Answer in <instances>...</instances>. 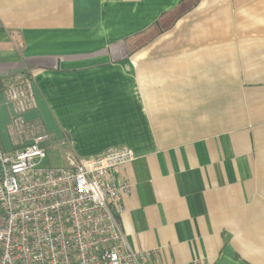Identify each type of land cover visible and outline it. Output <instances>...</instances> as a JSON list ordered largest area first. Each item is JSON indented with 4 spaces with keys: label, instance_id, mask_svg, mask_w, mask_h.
<instances>
[{
    "label": "crops",
    "instance_id": "crops-1",
    "mask_svg": "<svg viewBox=\"0 0 264 264\" xmlns=\"http://www.w3.org/2000/svg\"><path fill=\"white\" fill-rule=\"evenodd\" d=\"M179 3L0 0V142L16 139L4 90L30 79L45 166L64 167L51 147L134 151L117 214L133 249L264 264V0Z\"/></svg>",
    "mask_w": 264,
    "mask_h": 264
},
{
    "label": "built area",
    "instance_id": "built-area-1",
    "mask_svg": "<svg viewBox=\"0 0 264 264\" xmlns=\"http://www.w3.org/2000/svg\"><path fill=\"white\" fill-rule=\"evenodd\" d=\"M4 93L16 139L10 151L0 142V264H179L133 249L121 229L117 214L131 185L119 173L136 158L131 148L45 166L50 135L23 116L36 105L32 81Z\"/></svg>",
    "mask_w": 264,
    "mask_h": 264
},
{
    "label": "rangeland",
    "instance_id": "rangeland-1",
    "mask_svg": "<svg viewBox=\"0 0 264 264\" xmlns=\"http://www.w3.org/2000/svg\"><path fill=\"white\" fill-rule=\"evenodd\" d=\"M48 155H49V158L46 161L47 165L52 164V165H57V166L60 165V166L67 167L70 164L66 158H64V160H63V157L59 158V150L56 147L54 148L51 147V150L48 151Z\"/></svg>",
    "mask_w": 264,
    "mask_h": 264
},
{
    "label": "trees",
    "instance_id": "trees-1",
    "mask_svg": "<svg viewBox=\"0 0 264 264\" xmlns=\"http://www.w3.org/2000/svg\"><path fill=\"white\" fill-rule=\"evenodd\" d=\"M186 0H180V3H179V8L184 4ZM182 13V12H181ZM180 15V14H179ZM179 16H176L167 26H170L173 24V22L178 18ZM157 27H159L160 29H163L165 28V26L163 25L162 21H159L156 25ZM0 90H2L1 88V82H0ZM118 218V217H117Z\"/></svg>",
    "mask_w": 264,
    "mask_h": 264
}]
</instances>
